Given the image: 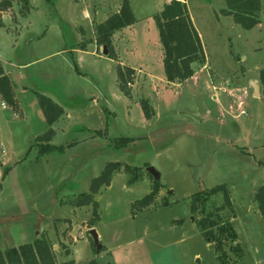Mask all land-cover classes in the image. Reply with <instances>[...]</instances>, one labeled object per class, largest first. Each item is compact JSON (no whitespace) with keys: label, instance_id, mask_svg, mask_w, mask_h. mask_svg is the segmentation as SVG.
I'll return each mask as SVG.
<instances>
[{"label":"rangeland","instance_id":"rangeland-1","mask_svg":"<svg viewBox=\"0 0 264 264\" xmlns=\"http://www.w3.org/2000/svg\"><path fill=\"white\" fill-rule=\"evenodd\" d=\"M167 1L129 0L136 20L113 36L112 59L96 43L95 27L122 0H0V64L18 101L13 108L0 99L2 250L45 233L59 262L221 264L195 223L201 215L191 214L190 199L225 184L235 217L229 208L220 214L237 235L225 242L228 260L264 264V220L254 200L264 184V0L251 29L220 13L225 0H186L206 60L177 82L166 79L153 19ZM118 65L135 70L130 95L119 87ZM35 91L65 111L51 126L58 148L48 152L36 140L50 126ZM119 138L132 140L116 148ZM111 161L141 167L142 177L130 182L122 169L95 196L99 219L91 228L107 246L98 251L87 228L94 205L62 202L89 192ZM148 173L164 187L150 209L133 213V203L151 191ZM223 202V194L213 196L206 213ZM237 243L241 258L232 249Z\"/></svg>","mask_w":264,"mask_h":264},{"label":"trees","instance_id":"trees-1","mask_svg":"<svg viewBox=\"0 0 264 264\" xmlns=\"http://www.w3.org/2000/svg\"><path fill=\"white\" fill-rule=\"evenodd\" d=\"M29 5V0H23ZM226 7L221 9L220 13L224 16H231L234 23L244 29H251L260 23L261 0H225ZM7 5H11L8 1ZM158 28L159 38L163 50V68L168 82L184 81L191 78L196 62H205L206 54L201 36L194 25L189 12L186 0H169L164 3L161 11L153 16ZM135 16L129 0H122L120 9L107 17L104 21L97 23L95 27L96 43L100 46H106L107 56L117 59V54L112 44V38L115 34L123 31L124 28L131 26L135 22ZM80 48H85V44H80ZM135 70L131 67L117 66V79L120 89L127 95H130L128 83L133 80ZM260 82L264 89V69L260 71ZM40 108L49 124L50 128L43 134L36 137L37 144L44 152L54 150L58 147L51 144L55 136V131L51 127L64 114L63 107L54 101L51 97L35 91ZM0 99L13 108H17L18 101L15 97L13 83L9 75L0 64ZM141 106L146 118L150 116V105L147 100H142ZM132 138H119L115 140L114 147L119 148L131 141ZM124 170L130 174V182H135L142 177L141 167L132 166L121 161L108 162L101 174L94 177L91 181L89 192H83L62 203H68L74 207L94 205L93 216L88 221V226L92 227L99 219L96 211L98 205L95 196L103 187L109 186L114 174ZM153 181L151 191L143 198L135 201L132 205V212L137 213L150 209L154 205L156 197L162 187L159 181L155 180L151 173H148ZM223 194L224 202L216 207V212L206 213L205 205L211 198L217 194ZM254 200L257 208L264 220V184L258 187L255 192ZM169 204L165 199L162 206ZM229 208L234 215V206L228 187L225 184H218L210 189L194 193L190 199V211L192 215L199 213L200 218H195V223L202 235L209 242L215 244L219 251L218 260L221 264H230L227 253L225 252V242L228 239L233 241L237 235L230 223V220L222 217L220 211ZM68 221L67 218H64ZM94 249L96 250L95 243ZM233 251L237 258L244 254L240 243L233 245ZM67 250V254H69ZM0 264H80L71 259L65 262H59L56 258L53 245L47 234L42 233L35 238L32 243H24L19 247H8L5 250L0 248ZM86 264H98L95 258L87 261Z\"/></svg>","mask_w":264,"mask_h":264},{"label":"water","instance_id":"water-1","mask_svg":"<svg viewBox=\"0 0 264 264\" xmlns=\"http://www.w3.org/2000/svg\"><path fill=\"white\" fill-rule=\"evenodd\" d=\"M103 51H104L105 54L108 53L106 46H104V50H103ZM250 82H251V84H252V86H253V88H254L255 93L259 94V85L257 84V82H255L254 80H250ZM149 170H150L154 175H157L153 167H149ZM152 173H151V174H152ZM90 236H91V238L93 239V241H94V243H95V245H96L97 250L100 251V249H101V244H100V241H99L98 233H97V231H96L94 228H92V229L90 230Z\"/></svg>","mask_w":264,"mask_h":264},{"label":"crops","instance_id":"crops-1","mask_svg":"<svg viewBox=\"0 0 264 264\" xmlns=\"http://www.w3.org/2000/svg\"><path fill=\"white\" fill-rule=\"evenodd\" d=\"M168 1H169V0H168ZM103 47H104V46H103ZM103 49H104V48H103ZM128 67H129V66H128ZM3 68H4V67H3ZM131 68H132V67H131ZM4 70H5V69H4ZM5 72H6V71H5ZM92 227H94V226H92ZM87 228H90V230L92 229V228L89 227V226H88ZM98 237L100 238V234H99V233H98ZM99 241H100V240H99ZM103 249H107V246H106V245H101V249H100V251L103 250ZM70 260H71V259H70ZM73 260H74V259H73ZM75 262L78 263L79 261H76V260H75Z\"/></svg>","mask_w":264,"mask_h":264},{"label":"built area","instance_id":"built-area-1","mask_svg":"<svg viewBox=\"0 0 264 264\" xmlns=\"http://www.w3.org/2000/svg\"><path fill=\"white\" fill-rule=\"evenodd\" d=\"M130 84V83H129ZM3 106H5V104L3 103Z\"/></svg>","mask_w":264,"mask_h":264}]
</instances>
